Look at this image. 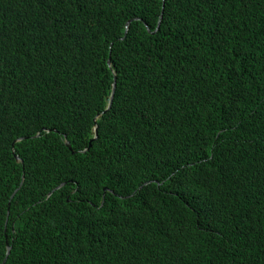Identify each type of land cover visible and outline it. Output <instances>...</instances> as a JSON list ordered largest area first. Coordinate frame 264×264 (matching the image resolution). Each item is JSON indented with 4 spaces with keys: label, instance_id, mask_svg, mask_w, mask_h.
Listing matches in <instances>:
<instances>
[{
    "label": "trees",
    "instance_id": "16d2710c",
    "mask_svg": "<svg viewBox=\"0 0 264 264\" xmlns=\"http://www.w3.org/2000/svg\"><path fill=\"white\" fill-rule=\"evenodd\" d=\"M161 5L0 0L3 264L264 259V30L244 0H163L148 33Z\"/></svg>",
    "mask_w": 264,
    "mask_h": 264
},
{
    "label": "clouds",
    "instance_id": "9594fccd",
    "mask_svg": "<svg viewBox=\"0 0 264 264\" xmlns=\"http://www.w3.org/2000/svg\"><path fill=\"white\" fill-rule=\"evenodd\" d=\"M244 2H245V5H246V10H247V13H248V15L249 16H246V18H245V20H244V22L246 23V24H249V23H252V21L258 26V27H260L262 30H264V7H262L260 4H259V2L257 1V0H244ZM162 3H163V0H162ZM162 5H161V10H162ZM161 12V11H160ZM160 12H159V14H160ZM82 13L84 14V16H86V8L85 7H83L82 8ZM158 17H159V15H158ZM161 17H162V15H161ZM157 20H158V18H157ZM160 20H161V18H160ZM160 20H159V22H160ZM127 21H129V19L127 20ZM126 21V25H127V22ZM158 25H159V23L157 24L156 23V26H155V28L153 29V30H150V28H149V26H148V24L146 23V22H143V26H144V28H145V30L149 33V32H154L155 30H157V28H158ZM124 33H125V29H124ZM120 38H123V35L120 37ZM106 64H107V66L110 68V70H111V72H112V83H113V81L115 82V84H116V72H115V70L113 69V67H112V61H111V58H110V56H108L107 57V59H106ZM112 83H111V88H112ZM115 87V86H114ZM111 91V90H110ZM114 92V91H113ZM110 94V93H109ZM113 96V95H112ZM108 99H109V96H108V98H107V101H108ZM111 103V102H110ZM106 104H107V102H106ZM110 106V105H109ZM105 108H106V105H105ZM104 108V109H105ZM109 108V107H108ZM107 108V109H108ZM103 111H105V110H103ZM102 111V112H103ZM94 127H96V125H94L93 127H92V136L94 135V131H93V129H94ZM97 128V127H96ZM50 130H53V131H55V129L53 128V129H50V128H48V124L47 123H45V122H38V123H36V128H35V134L32 136V137H41L42 138V140H43V142H44V146H45V138H46V135H47V133L48 132H50ZM96 135H97V131H96ZM24 138H26V136H24V137H20V138H15L14 140H13V142H12V146H14V142H18L20 139H24ZM96 138V137H95ZM91 139H92V137H91ZM66 141H68L66 138H65V135H64V137H63V142H64V144H65V142ZM69 142V141H68ZM69 144H70V142H69ZM65 146H66V144H65ZM46 147V146H45ZM66 147H68V146H66ZM69 149H71V145H70V147H68ZM71 152L72 153H74L75 151L74 150H71ZM11 153H12V155L14 156V159L17 161V162H20V163H22V155L20 154L21 152L20 151H18V149H16V150H14V149H12L11 148ZM114 195L116 196V197H118V198H120V199H124V198H126V197H128L129 195L127 194V195H120V194H118V193H114ZM8 246H10V245H8ZM257 253L258 254H260V250H258L257 249ZM1 263V262H0ZM253 264H264V259H261L259 256L255 259V262L253 263Z\"/></svg>",
    "mask_w": 264,
    "mask_h": 264
},
{
    "label": "water",
    "instance_id": "95a60500",
    "mask_svg": "<svg viewBox=\"0 0 264 264\" xmlns=\"http://www.w3.org/2000/svg\"><path fill=\"white\" fill-rule=\"evenodd\" d=\"M162 7H163V3H162ZM161 15H162V10H161V12L159 14V17H158V20H157V24L159 23ZM114 86H115V82L113 81L112 88H111V91H110V94H109V99L107 101L106 108L104 110H106L109 107V105H110V102H111V99H112V95H113V91H114ZM93 131H94V135L92 136V139H94L96 137V127H94ZM65 144H66V146L70 147V144H69L68 141H66ZM9 247L10 246L6 245L7 251L9 250ZM3 262H4V260H2V262L0 264H3Z\"/></svg>",
    "mask_w": 264,
    "mask_h": 264
},
{
    "label": "bare ground",
    "instance_id": "6f19581e",
    "mask_svg": "<svg viewBox=\"0 0 264 264\" xmlns=\"http://www.w3.org/2000/svg\"><path fill=\"white\" fill-rule=\"evenodd\" d=\"M5 244L6 245H8V243H7V239L5 240ZM9 250H10V247H9ZM9 250L7 251V249H6V255L9 253ZM6 255H5V257L2 259V260H4V262H5V260H6ZM2 262V261H1ZM3 262V263H4Z\"/></svg>",
    "mask_w": 264,
    "mask_h": 264
}]
</instances>
